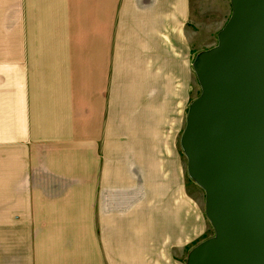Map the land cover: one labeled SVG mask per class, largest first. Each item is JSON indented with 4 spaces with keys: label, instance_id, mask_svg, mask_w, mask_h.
<instances>
[{
    "label": "crops",
    "instance_id": "1",
    "mask_svg": "<svg viewBox=\"0 0 264 264\" xmlns=\"http://www.w3.org/2000/svg\"><path fill=\"white\" fill-rule=\"evenodd\" d=\"M212 1L0 0V264H185L210 230L179 146Z\"/></svg>",
    "mask_w": 264,
    "mask_h": 264
},
{
    "label": "water",
    "instance_id": "2",
    "mask_svg": "<svg viewBox=\"0 0 264 264\" xmlns=\"http://www.w3.org/2000/svg\"><path fill=\"white\" fill-rule=\"evenodd\" d=\"M216 44L195 56L199 96L180 147L213 235L185 264H264V0H229Z\"/></svg>",
    "mask_w": 264,
    "mask_h": 264
},
{
    "label": "rangeland",
    "instance_id": "3",
    "mask_svg": "<svg viewBox=\"0 0 264 264\" xmlns=\"http://www.w3.org/2000/svg\"><path fill=\"white\" fill-rule=\"evenodd\" d=\"M224 1H225V4L223 3V0L212 1V3L210 5L212 7H214L216 10H210V11L204 12L205 14L203 16L198 15L199 17H196V23L194 26V31H195L194 46H195V54L196 55L198 53H200L201 51H204V50H207V49L213 47L216 44L217 33L224 26V25L222 26V24L220 25L219 22L221 20V22L224 23V18L227 21L228 18L230 17V13H231L230 1L229 0H224ZM197 14H198V11L196 10V15ZM199 94H200V87H199L197 80H196V77H195L194 93H193L194 99H196L199 96ZM193 100H191V101H193ZM181 133H182V131H181ZM181 133H180V135H181ZM181 157H183V158H181V159H183V163L186 164L187 162H186L185 156L182 154ZM188 186H189L188 195L191 196L192 199H194V201L196 202V204H198L204 210V193H203V191L196 184H195V187L190 186V184H188ZM212 235H213V230L210 226V230L208 231V234L204 239L209 238ZM197 244L198 243H196V245ZM191 248H189L187 250L189 251Z\"/></svg>",
    "mask_w": 264,
    "mask_h": 264
}]
</instances>
